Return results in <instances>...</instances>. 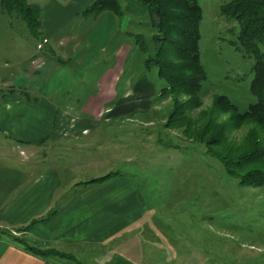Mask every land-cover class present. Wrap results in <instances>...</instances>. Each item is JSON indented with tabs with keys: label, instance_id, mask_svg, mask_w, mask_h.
<instances>
[{
	"label": "rangeland",
	"instance_id": "rangeland-1",
	"mask_svg": "<svg viewBox=\"0 0 264 264\" xmlns=\"http://www.w3.org/2000/svg\"><path fill=\"white\" fill-rule=\"evenodd\" d=\"M27 1L40 10L47 0ZM227 1L197 0L202 10L199 52L206 77L193 99L185 91L170 88L157 74L155 65L146 66L145 58L153 56L151 37L155 32L147 16L122 14V30L126 31L118 33L116 39L130 44V52L118 78V94L113 103L106 97L89 100L96 96L97 77L114 61L109 52H100V25L93 33L90 31L95 11L77 12L74 18L75 25L82 23L81 30L85 31L81 40L88 35L83 41L87 43L92 38L83 64L78 54L70 59L58 53L62 60H56L60 66L56 76H64L68 67L75 68L76 74L65 86L68 95L65 93L63 100L67 102L63 105L73 108L64 122L72 126L86 118L87 124L100 126L88 132L75 127L55 132L58 136L79 135L77 140L88 143L85 153H74V160L69 156L68 162L63 160L64 172L80 180L103 172L105 178L115 173L131 174L129 177L143 192V206H147L146 213L139 216V233L145 241L146 255L153 256L158 264H264V184L247 182L256 169L264 170V129L250 117L240 120L218 99L225 95L226 102L238 112L255 101L250 92L253 58L237 48L236 23L220 13L221 4ZM11 17L12 20L0 13V69L10 72L15 58L21 55V49L6 40L1 31L11 21L25 30L15 39L18 37L22 44L29 32L28 42L31 47L34 43L32 53L37 49V53L55 60L49 48L40 50L47 41L41 35L40 23L37 26L26 22L15 11ZM67 30L70 28L62 33ZM141 81L155 92L148 95L140 86L137 100L133 86ZM127 91L128 97L124 96ZM110 93L109 90L107 94ZM90 101H99L97 106L104 104L106 110L118 103L121 111L115 110L118 114L112 117L107 111L99 116L82 113L83 103L94 106ZM135 102L139 104L133 107ZM125 107L133 109L128 111ZM252 132L258 139L257 161L238 165ZM223 159H232L236 165L226 170ZM21 229L9 232L18 239L22 235L24 240ZM47 249V253H57Z\"/></svg>",
	"mask_w": 264,
	"mask_h": 264
},
{
	"label": "crops",
	"instance_id": "crops-1",
	"mask_svg": "<svg viewBox=\"0 0 264 264\" xmlns=\"http://www.w3.org/2000/svg\"><path fill=\"white\" fill-rule=\"evenodd\" d=\"M93 1H43L40 32L47 41L40 50L49 48L55 60L37 53V49L32 53L34 43L31 47L28 42V30V39L22 38L21 44L14 36L25 31L23 28L13 22L1 28L6 40L21 49V55L15 58L10 72L0 69V264H158L145 253L139 216L146 213L147 206H143V192L131 174L115 173L105 178L103 172L80 180L64 172L63 160L68 162L69 156L74 160V153H85L88 143L77 140L79 135L58 136L55 132L72 127L88 132L100 127L87 124L86 118L72 126L64 122L73 108L63 105L67 102L63 100L65 93L68 95L65 86L76 77L75 68L68 67L64 76L55 75L60 68L56 60H62L58 53L66 58L78 54L81 64L86 60L92 38L87 43L83 41L88 35L81 40L85 31L81 30L82 23L75 25L74 18L77 12H89L87 6ZM93 11L90 31L100 25L99 51L109 52L114 61L97 77L96 96L89 100L106 97L113 103L130 48V44L116 39L118 33L126 31L122 30L124 15ZM66 27L70 30L62 33ZM140 86L148 95L155 92L145 81L136 82L134 99ZM125 95L129 96L128 91ZM99 101H90L94 106L83 103L80 111L91 116L121 111L118 103L106 110L104 104L97 106ZM16 228H23L24 240L22 235L18 239L9 232ZM31 246L60 253L40 254L30 250Z\"/></svg>",
	"mask_w": 264,
	"mask_h": 264
},
{
	"label": "trees",
	"instance_id": "trees-1",
	"mask_svg": "<svg viewBox=\"0 0 264 264\" xmlns=\"http://www.w3.org/2000/svg\"><path fill=\"white\" fill-rule=\"evenodd\" d=\"M123 1L124 5L120 0H94L87 10H109L118 15L125 12L135 16H147L148 23L155 32L151 37L153 56L148 55L145 58L146 66L155 65L157 74L170 88L189 93L190 99L197 97L201 82L206 77L199 52L202 10L197 0ZM14 11L24 21L39 25V6L35 3L27 0H0V13L8 15L12 20L11 13ZM220 13L236 23L234 43L238 49L253 58L250 92L255 101L251 102L247 109L238 112L233 104L226 102L225 95H219L218 99L222 100L228 109L233 110L240 120L250 117L264 129V0H228L221 4ZM140 48L142 49V46ZM173 111L174 108L169 113V118ZM167 124L170 125V122ZM250 136L252 137L249 139L248 148L239 156L238 165L257 161L255 144L258 139L254 132ZM223 163L226 170L230 169L231 165H236L232 159H223ZM243 177L247 178L245 175ZM247 182L253 185L264 184V170L256 169L252 178H247ZM30 250L43 254L48 249L31 246Z\"/></svg>",
	"mask_w": 264,
	"mask_h": 264
}]
</instances>
